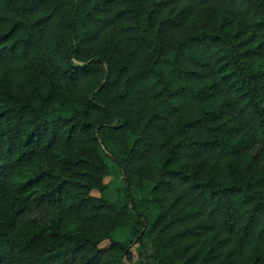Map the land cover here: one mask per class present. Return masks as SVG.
<instances>
[{
	"label": "trees",
	"instance_id": "1",
	"mask_svg": "<svg viewBox=\"0 0 264 264\" xmlns=\"http://www.w3.org/2000/svg\"><path fill=\"white\" fill-rule=\"evenodd\" d=\"M129 230L264 264V0H0V264H124Z\"/></svg>",
	"mask_w": 264,
	"mask_h": 264
},
{
	"label": "rangeland",
	"instance_id": "2",
	"mask_svg": "<svg viewBox=\"0 0 264 264\" xmlns=\"http://www.w3.org/2000/svg\"><path fill=\"white\" fill-rule=\"evenodd\" d=\"M105 182L109 185V193L114 198H119V194L116 192L118 188L124 187V181L119 174H113L104 179ZM151 188V184L147 183L144 186V189L139 194L140 196H148V191ZM117 238L125 241H136L135 235L129 230L127 232H120L117 234ZM106 245V243H104ZM133 258L132 261H124V264H149L152 262L151 259V243L150 239L147 237L140 241L139 243L135 242L132 245Z\"/></svg>",
	"mask_w": 264,
	"mask_h": 264
}]
</instances>
